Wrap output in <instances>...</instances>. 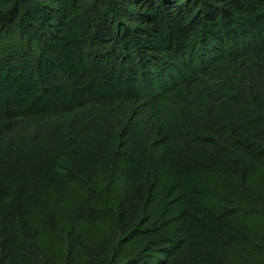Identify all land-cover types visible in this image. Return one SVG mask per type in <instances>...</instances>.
<instances>
[{"label": "trees", "instance_id": "1", "mask_svg": "<svg viewBox=\"0 0 264 264\" xmlns=\"http://www.w3.org/2000/svg\"><path fill=\"white\" fill-rule=\"evenodd\" d=\"M0 264H264V0H0Z\"/></svg>", "mask_w": 264, "mask_h": 264}, {"label": "rangeland", "instance_id": "2", "mask_svg": "<svg viewBox=\"0 0 264 264\" xmlns=\"http://www.w3.org/2000/svg\"><path fill=\"white\" fill-rule=\"evenodd\" d=\"M33 129H28L27 132H32ZM43 134L41 133V136L39 138V142L42 144V143H45V142H50L51 141V138H52V135H53V132L54 130H51V128H43ZM53 142V141H52Z\"/></svg>", "mask_w": 264, "mask_h": 264}]
</instances>
